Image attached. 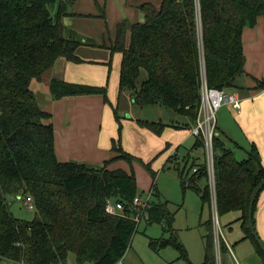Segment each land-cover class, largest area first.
<instances>
[{"label":"trees","instance_id":"16d2710c","mask_svg":"<svg viewBox=\"0 0 264 264\" xmlns=\"http://www.w3.org/2000/svg\"><path fill=\"white\" fill-rule=\"evenodd\" d=\"M74 4L75 0H0V255L24 264H66L70 253L80 263L116 264L131 246L137 230L139 222L134 217L141 209L134 199L141 193L134 171L110 169L108 165L117 159L129 163L137 160L153 178L156 176L151 161L127 152L120 138H112L115 156L101 165L59 161L52 113L40 107L32 81L41 80L61 57L83 62L77 53L81 45L105 47L111 56L121 54L119 87L131 91L135 104L164 105L190 117L194 124L203 80L209 87L227 91L237 86V79L246 72L243 29L256 25L264 15V0H162L160 5L144 2L138 5L144 21L120 20L107 44L80 34L64 22L66 17L90 16L75 12ZM98 16L106 19L104 8ZM111 60L107 63L109 69ZM142 71L146 77L139 84ZM254 88L264 89V79L255 78ZM49 90L53 100L101 95L113 107L120 132L121 117L105 85L53 77ZM137 123L158 135L170 125L139 119ZM225 143L226 138L216 131V212L218 216L240 213L236 220L244 237L253 240L264 262V252L248 227L250 195L264 177V163L254 142L242 160ZM193 147L204 148L203 140L197 138ZM194 165L199 166L198 170L188 176ZM180 171L182 177L187 172L183 188L194 189L212 209L205 163L192 161L189 168L185 165ZM201 180L205 181L204 187L199 185ZM26 195L35 201L32 220L20 219L11 210L13 199ZM108 200L123 203L122 212L108 213ZM168 204V200L150 202L146 209L148 223L158 222L164 232L171 233L170 238L150 239V245L173 243L184 254L173 233L174 213ZM204 226L203 264H215L213 215ZM218 244L221 252L228 254L220 236Z\"/></svg>","mask_w":264,"mask_h":264},{"label":"rangeland","instance_id":"374dc122","mask_svg":"<svg viewBox=\"0 0 264 264\" xmlns=\"http://www.w3.org/2000/svg\"><path fill=\"white\" fill-rule=\"evenodd\" d=\"M161 1L75 0L73 10L77 13L90 15L80 17L79 20L82 26L78 25L76 28L80 34L91 36L100 43L104 41L108 44L109 37L113 36L115 26L120 20L126 18L131 22L144 21V13L138 8L139 4L152 2L155 5H160ZM101 8L105 9L106 19L98 16L101 13ZM64 22L71 25V20L68 17L64 18ZM80 48L88 57V62L83 64L87 74L80 78L85 80L102 79V84H92L105 85L107 87L108 98L112 105L117 108L118 115L121 117L122 127L119 132V125L115 118L113 107L109 103H105L103 98L101 99L108 110L111 121L115 123V134L113 137L120 138V143L127 152L141 158L145 162L151 161V167L156 172V176L153 178L146 167L137 160L129 163L126 160L117 159L109 163L108 167L113 163L115 168H122L129 172L134 171L138 190L141 193L139 197L143 201L148 198L150 202L169 201L168 207L174 213L173 233L177 241L181 243V247L185 249L183 254L173 243H165L164 245L159 243L151 246L150 239H158L161 236L170 238L171 233L164 232L163 226L158 222L148 223L146 215L138 223L131 246L121 258V262L119 261L116 264H203L204 241L202 236L205 233L204 223L213 215V208L211 209L209 203L203 202L194 189L189 187L184 189V178L180 175V170L183 169L184 165H187V168L191 165V159L185 164L184 157L196 138L192 135L186 136L185 131L180 128L175 129L166 126L160 135L151 132L156 140L163 143L159 150L152 152V140L143 136L142 132L139 131L140 128H143V130H147L151 134L150 130L140 127L137 123L139 119L164 123L174 122L184 126L183 123L189 121L188 116L175 113L161 104L144 106L135 104L131 99V91L127 88L120 89L119 87L120 53L115 52L111 56L110 50L105 47L81 45ZM110 59L112 60L111 68L109 69L107 63ZM145 77L146 72L142 71L138 79L139 84ZM37 82H41L37 85L38 90L35 88ZM77 82L91 84L87 81ZM31 86L35 90L38 101H44L47 92H49L47 81L42 77V81L33 80ZM236 111L237 109L227 102L217 111L216 118L217 124L221 128L223 125L224 128L226 127L225 125H228L230 131H241L238 138L239 144L236 146L234 143L229 142L227 145L231 148L236 158L242 160L247 157L246 151L249 149L250 144L245 141V135L233 117V113H236ZM104 125L106 126V122ZM166 143H173V145L161 152L166 147ZM159 152L161 153L159 154ZM194 153L200 152L195 151ZM191 172L189 170L188 176H190ZM186 173L183 177L186 176ZM208 182L210 184L209 178ZM199 185L204 187L205 181H199ZM11 210L16 217L24 220L34 219L36 213L35 210L28 209L25 206L22 197L13 199ZM239 214L238 211H231L220 215L217 217V225L214 219L215 216H213L214 238L217 241L215 264H263L260 255L255 250L253 240L250 237H244V231L236 220ZM219 236L224 239L228 248V254L226 255L221 252L218 244ZM66 264L93 263L90 261L80 263L76 260L75 255L70 253Z\"/></svg>","mask_w":264,"mask_h":264},{"label":"crops","instance_id":"0c3cea01","mask_svg":"<svg viewBox=\"0 0 264 264\" xmlns=\"http://www.w3.org/2000/svg\"><path fill=\"white\" fill-rule=\"evenodd\" d=\"M68 18L71 20L72 26H82L79 20L80 17ZM242 40L243 51L246 58V72L237 79V86L228 90V92L234 91L238 93L241 99V108L237 110L236 113H233V117L244 133L245 141H247L250 146L252 142L256 144L262 162L264 163V89L254 88L255 78L264 79V15L258 18L256 25H247L244 27ZM77 53L84 60L83 62L75 63L61 57L57 59L51 69L43 73L42 77L47 81L48 86L53 77L72 82L87 81L91 84L103 83L102 79L85 80L80 78L87 74L83 64L88 62V57H86L85 52L81 50L80 47L77 49ZM37 81H42V79ZM40 83L41 82H37L35 84L36 90H38L37 85ZM33 91L35 92L34 89ZM48 91L46 99L42 102L39 101V105L42 109L52 113V122L55 127V151L59 161L73 160L85 162L90 165H97L115 156V152L111 149L112 138H114L113 136L115 134V123L111 121L108 110L101 101L103 98L101 95L66 96L58 100H53L50 90ZM188 118L189 121L183 123L184 126L182 125L179 128L185 131L186 136L192 135L197 139L190 131V127L193 123L190 117ZM105 122L106 126L104 125ZM171 123H168L170 124L168 126L176 129L174 122ZM225 126V128L224 125L221 128L217 124L218 133L226 138V147L229 148L227 145L229 142L237 146L239 144L238 142H240L238 138L241 131H230V127H228V125ZM139 131L142 132L143 136L152 140V152H156L161 148L163 143L155 139L151 130V134H149L147 130H143V128H140ZM195 141L188 149L187 155L184 158L186 162L191 159V162L196 161V163L200 164L204 161L205 152L203 147H193ZM172 145L173 143H166L168 148ZM167 147L161 152L165 151ZM195 151H199L200 153H194ZM161 152H159V154ZM109 168L115 169L113 163ZM254 217L256 231L264 242V189L259 195ZM255 250L257 251L256 248ZM257 253L259 254L258 251ZM260 258L262 259L261 255Z\"/></svg>","mask_w":264,"mask_h":264},{"label":"built area","instance_id":"2783aa9c","mask_svg":"<svg viewBox=\"0 0 264 264\" xmlns=\"http://www.w3.org/2000/svg\"><path fill=\"white\" fill-rule=\"evenodd\" d=\"M231 103L237 110L241 108V99L237 92H228L225 89H218L216 87H209L203 80L201 87V102L199 106L198 116L195 123L190 127V131L197 138H201L204 143V163L207 167L208 178L210 179V188L212 195V208L213 216L218 224V214L216 212V199H215V171H214V146L213 140L217 131V111L225 104ZM199 166L194 165L191 169L192 172H196ZM25 206L28 209L35 210V201L33 196L26 195L22 198ZM134 204L137 205L141 210L140 213L135 215V220L139 222L144 216L147 215L146 209L150 206L149 198L143 201L139 196L135 197ZM123 203L119 201L108 200L105 206V210L108 213L116 214L122 212ZM121 262V261H120ZM1 264H24L17 262L14 259L4 257L0 255Z\"/></svg>","mask_w":264,"mask_h":264},{"label":"water","instance_id":"95a60500","mask_svg":"<svg viewBox=\"0 0 264 264\" xmlns=\"http://www.w3.org/2000/svg\"><path fill=\"white\" fill-rule=\"evenodd\" d=\"M263 186H264V177L251 191L250 203H249V209H248V227L251 231L252 236L255 238L261 250L264 252V242L262 241L261 237L257 233L255 224H254V205H255V201L257 199L258 193L260 192Z\"/></svg>","mask_w":264,"mask_h":264}]
</instances>
